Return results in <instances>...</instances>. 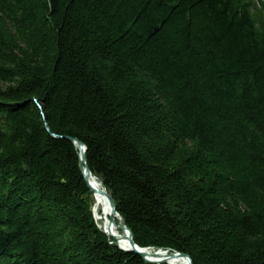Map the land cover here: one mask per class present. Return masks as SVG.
<instances>
[{"label":"trees","instance_id":"1","mask_svg":"<svg viewBox=\"0 0 264 264\" xmlns=\"http://www.w3.org/2000/svg\"><path fill=\"white\" fill-rule=\"evenodd\" d=\"M264 264V0H0V264Z\"/></svg>","mask_w":264,"mask_h":264},{"label":"bare ground","instance_id":"2","mask_svg":"<svg viewBox=\"0 0 264 264\" xmlns=\"http://www.w3.org/2000/svg\"><path fill=\"white\" fill-rule=\"evenodd\" d=\"M89 183L94 193L95 198V204H94V214H95V220L97 222H101V230L104 231L106 235L109 236V238H115V242L119 245V247L123 250H128L130 248L128 236L129 233L126 231H121L119 228L118 223V216L113 215L112 210L110 208V205L103 194L102 190L103 187L100 184V182L94 178L93 176L89 177ZM115 219L114 223H111V218ZM158 250L155 249H147L146 255L151 257L154 256V254ZM170 253L167 251L162 250L159 252L157 258H166L169 257ZM156 258V259H157ZM170 264H189L188 259L182 258V257H175L173 259H168Z\"/></svg>","mask_w":264,"mask_h":264},{"label":"water","instance_id":"3","mask_svg":"<svg viewBox=\"0 0 264 264\" xmlns=\"http://www.w3.org/2000/svg\"><path fill=\"white\" fill-rule=\"evenodd\" d=\"M74 144L75 146L80 150V162H81V170L83 172V175L86 179V182L89 186V188L91 189V191L93 193H95V191L93 190V188L91 187L90 183H89V177L90 176H93L94 178H96L100 184L102 185L103 187V194L105 195L109 205H110V208L112 210V214L113 215H117L119 218L118 220V223H119V228L121 231H126L129 233V236H128V240H129V245H130V248L128 250H123L119 247V245L115 242L116 244V247H118L119 249L123 250L124 252H127V253H135L137 255H139L141 258H143L147 263L149 264H170L168 259H173L175 257H182V258H186L188 259V262L189 264H193L192 262V259L189 255L185 254V253H180V252H171L170 253V256L169 257H166V258H157L159 252H161L163 249H159L155 254L154 256H147L146 255V251L147 249H151V248H140L135 240H134V234L133 232L126 226V224L124 223L123 221V218L119 215V213L117 212V205L114 201V199L112 198V196L107 192V188L106 186L104 185V183L98 179L94 174H92L90 168L88 167V164H87V147L80 141L78 140H73V139H70ZM115 221L114 217L111 218V223L113 224ZM108 236V235H107ZM109 237V236H108ZM112 240L115 241V238H111ZM168 252V251H167ZM157 258V259H156Z\"/></svg>","mask_w":264,"mask_h":264},{"label":"rangeland","instance_id":"4","mask_svg":"<svg viewBox=\"0 0 264 264\" xmlns=\"http://www.w3.org/2000/svg\"><path fill=\"white\" fill-rule=\"evenodd\" d=\"M97 222V221H96ZM98 226L101 228V222H97ZM104 232V231H103ZM152 249V248H151ZM171 253V252H169Z\"/></svg>","mask_w":264,"mask_h":264}]
</instances>
